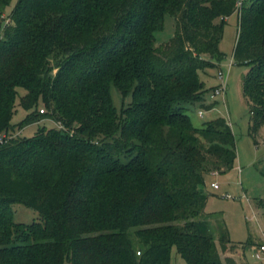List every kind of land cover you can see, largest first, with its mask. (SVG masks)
Segmentation results:
<instances>
[{
  "label": "trees",
  "instance_id": "1",
  "mask_svg": "<svg viewBox=\"0 0 264 264\" xmlns=\"http://www.w3.org/2000/svg\"><path fill=\"white\" fill-rule=\"evenodd\" d=\"M238 1L16 0L2 24L0 0V264H171L173 246L187 264H250L201 219L206 175L235 165L232 128L187 111L205 104L199 71L237 10L252 131L264 122V0ZM167 15L175 33L159 42ZM112 85L131 96L120 110ZM18 98L20 126H59L13 134ZM14 202L39 220L15 221Z\"/></svg>",
  "mask_w": 264,
  "mask_h": 264
},
{
  "label": "rangeland",
  "instance_id": "2",
  "mask_svg": "<svg viewBox=\"0 0 264 264\" xmlns=\"http://www.w3.org/2000/svg\"><path fill=\"white\" fill-rule=\"evenodd\" d=\"M15 3L16 0H12L7 6L1 18L2 24L7 22ZM223 26L220 49L224 55L215 66L199 71L207 88L205 104L190 103L187 111L195 126H202L220 116L225 117L236 139L237 158L230 170L206 175L204 189L208 193V200L201 219L208 221L215 235L222 228H227L235 242V250L231 253L238 260H247L250 264H264V260H257L252 255L259 250V243L264 241V209L257 203L258 198L264 197V122L256 132L252 131L250 103L243 95V76L248 66L237 63L233 57L239 27L237 10L226 17ZM174 33L175 20L167 15L164 28L157 31L156 35L160 42L169 39ZM221 82L227 85L225 93L212 96L213 89ZM20 92L23 94L24 91L20 89ZM111 94L119 110L131 101V96H123L115 85H112ZM19 102L20 98L16 101L11 118L13 134L31 136L41 126H59L57 122L47 118L20 126L31 110L21 106ZM44 109L41 104L40 112ZM200 109L204 111L203 115L199 113ZM212 183H217L218 186L214 187ZM11 208L15 221L31 223L40 218L37 210L24 203L14 202ZM223 262L225 264V260ZM171 264H187L176 246L172 248Z\"/></svg>",
  "mask_w": 264,
  "mask_h": 264
},
{
  "label": "built area",
  "instance_id": "3",
  "mask_svg": "<svg viewBox=\"0 0 264 264\" xmlns=\"http://www.w3.org/2000/svg\"><path fill=\"white\" fill-rule=\"evenodd\" d=\"M242 1L243 0H239L238 1V5L241 6L242 5ZM226 87H227L226 83L221 82V84L215 89V91L213 93V96H215L216 94L225 93ZM199 113L201 115H203L204 111L200 109ZM0 140H2V137H0ZM212 185L214 187H217L218 186L217 183H212ZM252 255L257 260H261V261L264 260V241H262L261 243H259V250L255 251Z\"/></svg>",
  "mask_w": 264,
  "mask_h": 264
}]
</instances>
